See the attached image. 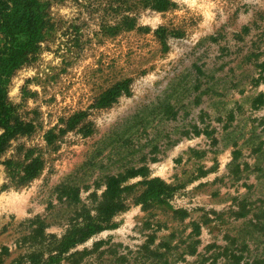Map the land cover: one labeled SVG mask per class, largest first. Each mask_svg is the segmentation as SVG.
<instances>
[{
    "label": "rangeland",
    "instance_id": "1",
    "mask_svg": "<svg viewBox=\"0 0 264 264\" xmlns=\"http://www.w3.org/2000/svg\"><path fill=\"white\" fill-rule=\"evenodd\" d=\"M170 1L9 0L0 264H264V0Z\"/></svg>",
    "mask_w": 264,
    "mask_h": 264
},
{
    "label": "trees",
    "instance_id": "2",
    "mask_svg": "<svg viewBox=\"0 0 264 264\" xmlns=\"http://www.w3.org/2000/svg\"><path fill=\"white\" fill-rule=\"evenodd\" d=\"M119 18L113 25L116 28L130 29L135 25L136 14L140 10L149 8L152 10L163 11L168 9L172 2L170 0H117ZM9 0H0V15L10 9ZM133 14V15H132ZM3 133L0 135V154L4 150L7 142L12 138L17 130L11 128L7 123L3 126ZM34 174L27 173L26 179H30ZM116 179H111L108 184V191L115 185ZM107 191V192H108Z\"/></svg>",
    "mask_w": 264,
    "mask_h": 264
}]
</instances>
